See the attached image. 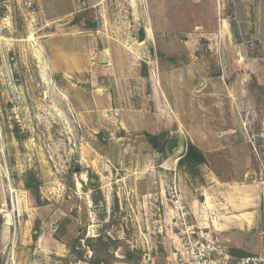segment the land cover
<instances>
[{
	"label": "rangeland",
	"instance_id": "obj_1",
	"mask_svg": "<svg viewBox=\"0 0 264 264\" xmlns=\"http://www.w3.org/2000/svg\"><path fill=\"white\" fill-rule=\"evenodd\" d=\"M196 2L0 0V264H136L129 253L139 264H179L183 225L219 239L229 264L237 262L231 237L245 253L263 252L264 194L255 230L233 231L227 201L216 193L204 201L209 169L191 174L179 165L191 137L180 135L157 104L168 83L181 106L199 97L184 73L191 63L225 70L226 45L214 40V55L202 40L188 39L200 34L197 14L209 10ZM243 25L232 19L235 39L251 40L257 56L252 26ZM194 49L203 55L191 56ZM257 121L255 114L243 127L256 159L253 175L264 182ZM163 131L170 138L159 152L146 133ZM239 166L225 169L238 179L246 171ZM28 178L39 185L42 204ZM174 186L184 221L171 202ZM211 202L219 205L213 216L202 211ZM100 236L116 247L96 253Z\"/></svg>",
	"mask_w": 264,
	"mask_h": 264
},
{
	"label": "crops",
	"instance_id": "obj_2",
	"mask_svg": "<svg viewBox=\"0 0 264 264\" xmlns=\"http://www.w3.org/2000/svg\"><path fill=\"white\" fill-rule=\"evenodd\" d=\"M195 1L199 11L204 4L209 10L197 14L200 21L196 28L200 34L188 39H198L199 45L202 40L206 53L213 50L215 55L214 40L220 23L222 41L226 45L221 48L227 58L226 71L221 70L222 74L216 71L215 74L202 62H193L184 67V73L186 76L191 74L189 88L198 90L201 93L199 97L181 106L173 95V86L168 83L163 86L162 92L167 98H160L157 104L166 109L169 122H178V133L191 137V142L207 157L204 165L209 170L205 176L211 180L208 183L211 187L206 188L204 201L208 202L212 193L222 196L227 201V212L234 215L228 219L233 231L249 234L260 222L264 187L263 182L253 175L256 159L246 138L250 132L243 124L244 120H250L256 114L258 121L254 134L264 137V0ZM235 18L243 21L245 30L252 26V40L258 44L257 56L251 51V40L235 39L231 27V21ZM190 55L197 57L203 54L194 49V54ZM174 76L168 75L167 78L171 81ZM260 145L264 147V139ZM239 165L246 171L239 173L238 179L230 177L231 173L225 168L241 167ZM218 208V204L211 202L204 205L202 211L213 216ZM231 240L235 243V249L242 250V245L234 241L236 239L231 237Z\"/></svg>",
	"mask_w": 264,
	"mask_h": 264
},
{
	"label": "built area",
	"instance_id": "obj_3",
	"mask_svg": "<svg viewBox=\"0 0 264 264\" xmlns=\"http://www.w3.org/2000/svg\"><path fill=\"white\" fill-rule=\"evenodd\" d=\"M219 47L223 44L222 34L215 36ZM254 150L258 148L252 142ZM264 184V182H263ZM178 186H174L171 192V202L176 211V217L180 220L186 219L187 212L184 211L182 197L179 194ZM183 224V222H181ZM179 237L181 241L179 264H229L230 255H228L217 239L210 236L204 230L198 232L194 226L183 225ZM236 264H264V250L257 254H247L236 259Z\"/></svg>",
	"mask_w": 264,
	"mask_h": 264
},
{
	"label": "trees",
	"instance_id": "obj_4",
	"mask_svg": "<svg viewBox=\"0 0 264 264\" xmlns=\"http://www.w3.org/2000/svg\"><path fill=\"white\" fill-rule=\"evenodd\" d=\"M146 138L155 149H157L159 152H164L166 151V145L167 142L169 141L170 133L167 131H163L159 134L146 133ZM174 143L178 145V140H175ZM206 163H207V157L205 153L196 144H193L190 141L187 142L186 151L183 155H181V158L179 159V165L185 168L187 172L191 174H196L199 172L200 167ZM26 186L27 189L31 190L37 202L39 204H42L43 202L41 200L39 185L34 183L33 178H28L26 180ZM65 223L62 224L61 227L63 230H65L66 228ZM94 241L99 246V247H93L96 253H98V250L107 251L112 247H116V245L114 246L111 245V242H114L113 244H116V241H112L111 239L110 242L104 241L101 236L98 237V239H94ZM231 254L234 256L242 257L247 255L248 253H245L242 250L232 249ZM127 259L131 262H135L136 264L140 263V258L135 257L133 253H129ZM101 262L102 260L98 261V264H100Z\"/></svg>",
	"mask_w": 264,
	"mask_h": 264
},
{
	"label": "water",
	"instance_id": "obj_5",
	"mask_svg": "<svg viewBox=\"0 0 264 264\" xmlns=\"http://www.w3.org/2000/svg\"><path fill=\"white\" fill-rule=\"evenodd\" d=\"M138 35H139V40L140 41H143V40H145V38H146V31H145V27H140V29H139V32H138ZM102 62L103 63H106L107 62V58L106 57H103V60H102ZM184 152H185V146L184 145H182L181 146V151H180V155H183L184 154Z\"/></svg>",
	"mask_w": 264,
	"mask_h": 264
}]
</instances>
